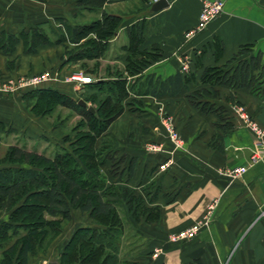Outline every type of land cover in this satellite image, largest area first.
Wrapping results in <instances>:
<instances>
[{"label":"crops","instance_id":"crops-1","mask_svg":"<svg viewBox=\"0 0 264 264\" xmlns=\"http://www.w3.org/2000/svg\"><path fill=\"white\" fill-rule=\"evenodd\" d=\"M31 1L45 5L48 0ZM54 1L58 7L50 17L42 12L44 17L37 15L36 20L16 25L45 20L51 25L58 22L57 18L83 24L97 18L101 11L120 17L114 35L97 59L95 71L87 73L96 79H110L113 72L123 70L128 54L126 29L131 25L142 26L144 41L139 49L150 50L152 45L158 48V56L142 70V76L150 73L165 78L177 71L184 73L180 64L186 60L185 72L197 79L203 66L223 63L241 44L260 53V78L255 90L217 87L215 102L226 109L228 128L219 126L215 113L205 114L191 106L183 96L184 90L172 96H128L123 113L104 132L106 141L118 156H123V161L115 177L108 174L107 163L100 171L106 185L131 189L146 207L157 211V216L148 222L142 218L134 221L120 200L121 216L129 224L120 235V253L130 251L132 258L128 260L133 264H264V0H222L221 12L189 38L185 33L195 27L202 0H166L167 6L156 11L149 10L152 0H107L99 9L78 7L75 0ZM0 9L1 14L9 11L1 2ZM25 17L30 19L24 13ZM214 39L222 45L215 54L211 46ZM18 45L21 46L18 43L15 49ZM45 47L50 46L40 45L35 53H23L24 59L38 56ZM15 49L0 52L3 65L17 55ZM87 61L93 64V60ZM32 68L40 70L39 65ZM188 86L196 87L198 82ZM238 109L256 125L259 136L248 128ZM167 123L179 132L180 146L168 140ZM238 166L245 171L231 177L228 172ZM75 210L79 211L70 209L69 218ZM82 213L89 222L73 227L60 248L77 226L95 225L86 212ZM1 217L4 214L0 211ZM196 224L195 232H186ZM59 234L60 231L52 243ZM124 244L129 247L124 249ZM47 247L28 255L27 263L56 261L60 248ZM141 258L146 261L142 263Z\"/></svg>","mask_w":264,"mask_h":264},{"label":"trees","instance_id":"trees-1","mask_svg":"<svg viewBox=\"0 0 264 264\" xmlns=\"http://www.w3.org/2000/svg\"><path fill=\"white\" fill-rule=\"evenodd\" d=\"M106 1L75 0V4L99 9ZM120 20L115 14L101 11L97 18L83 24H70L57 18L56 30L46 20L21 26L13 32L2 29L0 52H13L18 43L24 54L34 53L40 45L62 44L66 49L65 62L93 60L92 66L85 70L92 73ZM44 26L53 33V39ZM126 36L128 54L123 70L113 72L110 79L95 78L84 83L77 98L54 87L21 92L24 107L35 116H46L60 105L74 111L78 118L69 132L62 135L60 143H54L55 151L51 155L13 143L0 156V211L4 214L0 218V264H28V255L43 252L59 233L62 223L69 219L71 208L86 212L95 225L74 228L58 252L59 264H133L120 254V235L124 226L129 225L121 216L120 200L134 221L142 218L148 222L157 216V211L146 207L131 189L106 185L100 171L107 163L108 174L115 177L123 161V156H118L106 141L104 132L123 113L124 100L131 94L159 97L184 90L186 101L202 113H215L223 129L230 127V123L226 109L215 102L219 94L217 87L255 90L259 84L260 53L251 52L248 44L239 45L221 64L203 66L197 79L189 71L160 78L141 74L158 56L156 46L139 49L144 41L142 26L131 25ZM211 46L215 54L222 45L214 39ZM195 82L198 86H188ZM80 97L85 104L89 103L92 111L77 103ZM14 131L0 119V142L3 134ZM98 138L100 143L96 145Z\"/></svg>","mask_w":264,"mask_h":264},{"label":"rangeland","instance_id":"rangeland-1","mask_svg":"<svg viewBox=\"0 0 264 264\" xmlns=\"http://www.w3.org/2000/svg\"><path fill=\"white\" fill-rule=\"evenodd\" d=\"M0 2L3 8L5 5L8 8L6 10H9L3 14L0 13V27L3 26L10 30H17L19 28V26L16 25L17 23L21 22L19 25L24 23L27 24L30 21L38 19L37 15L44 17L42 12L50 17V14L54 13V8L58 7V5H53V3H55L54 0L46 1L45 5L33 3L31 0H0ZM24 13L30 17L29 20H27L26 17L24 18ZM90 16L91 18L95 17L94 14H90ZM53 20L54 18H52V21ZM57 25L58 22L51 23V27L54 30H56ZM44 29L49 34V37L53 39L54 35L48 31L47 26H44ZM44 45L50 47L41 49L38 56L36 54L28 55L27 58L31 65L26 63L27 60L23 57L20 45L16 47L15 54L17 55L14 56L11 61L7 62L5 60L3 65V59L0 58V118H3L4 122L15 130L14 132L2 135L0 156L3 155L7 146L13 143L23 145L26 148H34V150L38 152L41 151L46 155H51L53 151H55L54 143H60L62 135L69 132L71 126L78 118L74 111L60 105L55 106L46 116H35L29 109L24 107L20 99L21 92L37 87L59 88L60 90L70 92L73 98H77V95L83 91V84L78 85L76 82L68 81L67 78H69L71 74L77 72L88 75L85 70L86 68H90L92 63L87 60L65 62L66 53L64 52L66 49L63 48L62 44H56L57 46L55 47H52L51 44ZM14 63L16 64L15 66ZM36 65H39V71L32 68ZM91 75L95 77L94 74ZM99 76H103V74ZM93 77L90 76L92 80L95 79ZM32 78H34V80L29 81ZM88 104L89 103H86L85 105L88 106ZM173 129L179 135L177 129L174 127ZM167 138L171 141L168 134ZM64 145H66V143H64ZM86 222L89 221L85 213L77 210L72 211L70 218L62 223L58 239L54 243L51 242L49 245H55L56 249L60 248L67 237V233L76 225L85 224ZM193 226L194 225L189 228ZM126 229L127 227L124 226V231ZM188 232L190 231L188 230ZM171 238L175 240L176 237L171 236L170 239ZM125 240L127 239L125 238ZM128 247V244L123 245L124 249ZM49 250L50 248L47 247V251ZM120 254L125 259L132 258L130 251L121 252ZM141 259L142 263L146 261V259Z\"/></svg>","mask_w":264,"mask_h":264},{"label":"built area","instance_id":"built-area-1","mask_svg":"<svg viewBox=\"0 0 264 264\" xmlns=\"http://www.w3.org/2000/svg\"><path fill=\"white\" fill-rule=\"evenodd\" d=\"M153 1H155V0H152V2ZM222 5H223L222 0H202L200 9L197 13L196 25L191 31H188L187 33H185V37L189 38L190 36H192V34L197 32L198 30L202 29L210 20H212L216 15H218L221 12ZM186 69H187V61L182 60L181 64H180V70L185 72ZM33 80H34V78L30 79L29 81H33ZM67 80L72 81V82H76L78 85H80V84L88 83L92 79L88 75H84L82 73L77 72V73L71 74L69 76V78H67ZM239 114L241 115V118L245 121V123L249 127V129L252 130L253 132H255L259 136L261 133H260L259 129L256 127V125L253 122L247 120L246 117L243 115V113L240 110H239ZM165 129L167 130L168 137L173 142V144L180 146L181 139H180L179 135L177 134V132L173 129L172 125L167 123L165 126ZM254 160H255V157L252 156L251 161H254ZM244 171H245V168L243 166H238V167H235L232 170H230L228 172V174L231 177H235L237 175H240ZM197 228L198 227L196 224L193 227L187 229L186 232L187 233H193L195 230H197ZM188 230L190 232H188Z\"/></svg>","mask_w":264,"mask_h":264},{"label":"water","instance_id":"water-1","mask_svg":"<svg viewBox=\"0 0 264 264\" xmlns=\"http://www.w3.org/2000/svg\"><path fill=\"white\" fill-rule=\"evenodd\" d=\"M167 6V1L166 0H155L153 2H151L150 6H149V10L150 11H156L159 10L161 8H164ZM77 103L80 104L81 106H85L84 101H82L81 99L77 100ZM87 109L92 111V107L87 106ZM46 264H57V262L55 260H49Z\"/></svg>","mask_w":264,"mask_h":264}]
</instances>
